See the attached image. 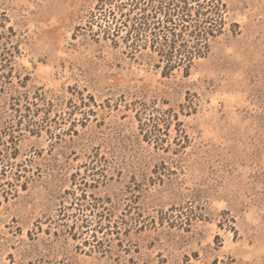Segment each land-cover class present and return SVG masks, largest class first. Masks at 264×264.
Listing matches in <instances>:
<instances>
[{"label": "rangeland", "instance_id": "1", "mask_svg": "<svg viewBox=\"0 0 264 264\" xmlns=\"http://www.w3.org/2000/svg\"><path fill=\"white\" fill-rule=\"evenodd\" d=\"M223 1L164 76L97 0H0V264H264V0Z\"/></svg>", "mask_w": 264, "mask_h": 264}, {"label": "trees", "instance_id": "2", "mask_svg": "<svg viewBox=\"0 0 264 264\" xmlns=\"http://www.w3.org/2000/svg\"><path fill=\"white\" fill-rule=\"evenodd\" d=\"M226 16L223 0H97L88 27L97 41L148 54L164 76L187 75L225 32Z\"/></svg>", "mask_w": 264, "mask_h": 264}]
</instances>
